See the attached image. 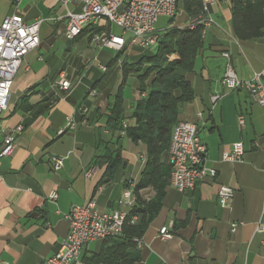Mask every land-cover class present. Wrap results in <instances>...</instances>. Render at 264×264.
<instances>
[{
  "label": "crops",
  "instance_id": "crops-1",
  "mask_svg": "<svg viewBox=\"0 0 264 264\" xmlns=\"http://www.w3.org/2000/svg\"><path fill=\"white\" fill-rule=\"evenodd\" d=\"M56 7L55 0H21L18 5L0 0V24L12 15L27 24L40 21V45L22 60L0 117V147L6 134L22 127L13 153L0 157V264H46L67 237V215L73 206L93 201L99 211L129 213L132 209L117 202L124 190L135 189L142 180L146 164L145 146L119 137L108 122L116 95L132 75L124 76L123 66L135 64L143 49L121 60L123 52L95 45L90 29L64 47L57 40L65 36L68 11L78 9L72 5L65 7L67 13H56ZM211 15L215 23L206 29L194 70L186 75L194 97L180 105L178 122L199 127L205 167L214 169L216 176L184 193L168 182L161 208L135 250L134 264H264V234L256 232L257 223L264 224V110L246 92L222 85L224 52L239 79L259 75L264 84V29L258 39L239 41L231 0H217ZM190 23L183 12L172 27ZM114 28L104 23L100 30L114 34ZM61 80L70 83L68 91L59 88ZM216 95L220 99L213 104ZM137 98L135 89L132 112ZM131 111L124 117L130 125ZM238 116L244 117L242 129ZM69 119L76 124L74 130L66 128ZM238 142L244 149L242 161H222V154ZM115 151L120 164L107 179L96 157ZM53 158L63 159L59 171L53 170ZM220 186L234 191L225 208L217 203ZM51 193H56V201L49 200ZM133 193L139 202L155 196L151 186ZM162 228L168 229L169 238L158 237ZM103 246L104 241L86 244L82 264H98Z\"/></svg>",
  "mask_w": 264,
  "mask_h": 264
},
{
  "label": "built area",
  "instance_id": "built-area-1",
  "mask_svg": "<svg viewBox=\"0 0 264 264\" xmlns=\"http://www.w3.org/2000/svg\"><path fill=\"white\" fill-rule=\"evenodd\" d=\"M63 7L73 5L78 11H68L64 35L67 40L73 41L86 28L100 30L101 22L108 23L121 30V35L110 31L100 30L91 35L92 42L100 48H107L115 52H123L129 35V46L140 49H153L158 43V33L155 25L159 17L175 18L177 14V0H55ZM18 5L21 0H14ZM217 0H201V14L187 26L190 30L197 26L202 27V36L208 27L214 25L211 9ZM40 21L32 24L25 23L19 15L6 17L0 24V117L6 112L13 80L21 66L22 60L30 52L38 49ZM226 60L222 85L228 90H242L255 99L264 110V84L259 75L251 80H241L237 77L230 63L228 52L223 53ZM105 70V68H102ZM59 88L62 91L70 89V83L61 80ZM145 93L141 94L144 97ZM220 96H213L211 102L215 104ZM199 118L201 114L197 115ZM238 125L242 129L245 121L238 116ZM76 124L69 119L67 129L74 130ZM119 136H125L127 122L122 121ZM22 127L6 134L0 147V157L10 156L15 149L16 135ZM244 154L242 143H235L230 151L222 154V161L228 163L241 162ZM206 147L199 138V127L190 122H178L172 131L167 150V162L171 167L169 184L180 193L192 191L199 181L214 179L216 171L205 167ZM53 170L59 171L63 167V159L53 158ZM91 176V171L86 173ZM100 190V188L98 189ZM132 189L123 191L117 202L120 206L132 209L136 198ZM234 191L230 187L220 186L217 192V203L221 208L227 207ZM49 200L56 201V193L49 195ZM130 213V212H129ZM122 211H99L93 201L81 206H73L67 215L69 232L58 252L50 257L46 264H82L80 260L82 248L92 242L106 239H117L124 236V227L133 225L138 217L130 216ZM264 216V200L262 205ZM237 225H232L231 231L236 232ZM256 232L264 234V224L257 223ZM160 239L170 237L168 229L159 231ZM137 248L142 246V240H134Z\"/></svg>",
  "mask_w": 264,
  "mask_h": 264
},
{
  "label": "trees",
  "instance_id": "trees-1",
  "mask_svg": "<svg viewBox=\"0 0 264 264\" xmlns=\"http://www.w3.org/2000/svg\"><path fill=\"white\" fill-rule=\"evenodd\" d=\"M179 2L191 21L201 14V0H177V10ZM231 2L235 37L239 41L260 38L264 29V0ZM170 20L173 21L174 18ZM86 30L90 33L100 32L92 28L84 31ZM202 44L201 26L193 30L172 27L164 34H158V43L148 51L149 55L142 54L135 64L123 66L124 76L135 74L139 82L138 98L130 116L133 124L130 125L123 116L121 89L110 108L108 122L110 129L119 133L122 121H126L124 137L145 146L146 164L143 177L134 192L151 186L155 190V196L149 202L136 200L129 214L136 215L137 221L124 227L123 237L104 240V246L96 257L98 264H134L138 259L134 240L142 239L145 229L161 208L171 173V167L166 160L167 150L173 128L178 123L180 105L190 102L194 97L186 75L193 72ZM142 93H145L144 97H141ZM95 164L104 166L106 178L111 179L120 164L119 153L105 152L96 157Z\"/></svg>",
  "mask_w": 264,
  "mask_h": 264
},
{
  "label": "rangeland",
  "instance_id": "rangeland-1",
  "mask_svg": "<svg viewBox=\"0 0 264 264\" xmlns=\"http://www.w3.org/2000/svg\"><path fill=\"white\" fill-rule=\"evenodd\" d=\"M58 7H56V13H67V9L63 7L62 5L57 4ZM72 5L69 6L68 8L71 9ZM183 7L181 5V2L178 3V10L176 16H179L181 13H183ZM175 16V17H176ZM105 22H101V25H104ZM189 25V24H188ZM173 26V21H171L169 18L165 17H159L158 21L155 25V29L159 35H162L166 32L167 29L172 28ZM114 34L115 35H120L121 31L118 28H114ZM125 39L127 40L126 47L123 51V53L119 56V59L123 60L126 55H129L130 52H138L140 51L137 47H130L129 46V35H124ZM60 45L66 47L68 41L65 36L60 37V39L57 40ZM71 42V41H70ZM58 44V45H59ZM76 42H74L72 45H75ZM151 51L149 49H145L141 51L143 54L146 56L149 55V52ZM113 55H116V53H113ZM139 87V82L137 80V77L135 74L129 75L125 82L122 85V90H121V97L123 98L122 100V108H123V116L126 117L130 114L131 111V102L133 98V93L135 89H138ZM132 112V111H131Z\"/></svg>",
  "mask_w": 264,
  "mask_h": 264
}]
</instances>
